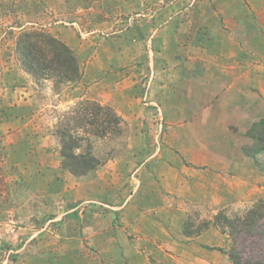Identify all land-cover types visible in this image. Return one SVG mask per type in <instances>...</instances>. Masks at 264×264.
Instances as JSON below:
<instances>
[{"label":"rangeland","instance_id":"374dc122","mask_svg":"<svg viewBox=\"0 0 264 264\" xmlns=\"http://www.w3.org/2000/svg\"><path fill=\"white\" fill-rule=\"evenodd\" d=\"M236 25L245 57L263 50L264 0H0V264H230L228 231L214 217L264 200V154H245L264 117L237 131L230 112L216 113L233 140L221 145L237 147L241 159L232 172L205 173L204 197L203 175L184 173L171 148L177 128L168 108L176 66L208 71L206 56L229 53L219 28L231 35ZM36 29L71 49L75 81L24 71L17 38ZM84 101L113 110L120 132L74 128ZM59 124L83 139L76 153L96 162L84 176L62 167Z\"/></svg>","mask_w":264,"mask_h":264},{"label":"crops","instance_id":"0c3cea01","mask_svg":"<svg viewBox=\"0 0 264 264\" xmlns=\"http://www.w3.org/2000/svg\"><path fill=\"white\" fill-rule=\"evenodd\" d=\"M219 30L223 33L220 34L221 44L227 48L228 54L224 57L221 55L206 56L204 62L209 63L206 68L208 71L198 75L191 72L190 68L188 70L185 67L182 68L181 64L176 66V70L171 73L172 98L168 109L174 111L171 126L177 128V132L171 136V148L176 151L177 160L182 158L186 161L182 170L184 173L190 170L193 174L197 171L203 175L199 178L201 183L198 188L203 190L204 197L206 191L208 194L211 192V189L207 188L210 182L205 173L210 174L213 170L229 172V169L232 172L234 171L233 160L241 159L237 147L234 149L231 146L230 149L227 147L225 150L221 145L223 143L228 145L233 140H230L229 125L217 123L214 118L216 113L230 112L228 117L231 126L237 131L245 129L253 120L264 117V100L262 99L264 98V49H254L251 56L245 57L242 47L246 41L241 35L242 28L237 25L229 28L235 37L227 34V28L221 27ZM243 63L254 65L244 66ZM239 103L240 106H238ZM230 104L234 106L232 111H229ZM185 114L186 121L181 120L180 116L183 117L182 115ZM180 127L187 128L188 133L180 131ZM200 128L205 129L200 130ZM191 130L194 132L191 133ZM195 158L202 159V162L197 163L194 161ZM221 165L228 168L223 166L221 170L218 168ZM237 171L238 173L243 172L242 167L235 170ZM142 176L143 174L140 175ZM154 189L158 193L159 189ZM143 201L142 198V204ZM144 220L148 225L150 220L147 218ZM149 225H151L152 232L160 233L153 223Z\"/></svg>","mask_w":264,"mask_h":264},{"label":"trees","instance_id":"16d2710c","mask_svg":"<svg viewBox=\"0 0 264 264\" xmlns=\"http://www.w3.org/2000/svg\"><path fill=\"white\" fill-rule=\"evenodd\" d=\"M16 51L21 55L20 65L33 78L62 84L75 81L78 77V67L71 49L42 30L21 32L17 38ZM77 114L72 125L74 128L91 127V134L97 137L120 132L121 120L108 107L84 101ZM56 127L62 167L76 177L84 176L94 169L96 162L91 155L76 153L83 139L69 133L62 124ZM249 136L252 137L253 145L251 149L245 150V154L255 159V153L264 154V120L253 125ZM261 164L259 166L264 171V164ZM220 216L214 217L215 226L225 227L228 231L231 241L228 251L230 264H264V200L257 201L240 216L231 219ZM218 218L221 225L218 224Z\"/></svg>","mask_w":264,"mask_h":264}]
</instances>
